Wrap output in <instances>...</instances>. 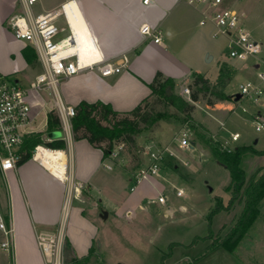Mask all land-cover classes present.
I'll return each instance as SVG.
<instances>
[{
  "label": "rangeland",
  "instance_id": "obj_1",
  "mask_svg": "<svg viewBox=\"0 0 264 264\" xmlns=\"http://www.w3.org/2000/svg\"><path fill=\"white\" fill-rule=\"evenodd\" d=\"M47 2L51 3L53 0ZM225 3L241 15V26L253 38L262 42L263 47L258 56L264 57V0H225ZM17 14H22V11L18 10ZM201 29L208 49L215 56L214 60L205 64L201 73L215 81L220 62L235 65L237 74L225 88V91L230 93V99L233 100L234 94L240 90L241 83L259 79L258 70L254 65L256 59L243 61L229 57L228 38L224 35L213 36L212 23L202 26ZM10 34L12 32L6 35L0 34V65L2 66L0 71L17 75L21 81L30 80L42 71V64L37 57L32 63L24 65L17 49L18 45L11 40ZM262 69L264 71V66ZM189 79H191L190 74L178 80L172 89L169 88L173 100L177 103H180L179 97L190 100V93L184 91V88L189 86ZM262 84L264 85V82ZM44 96L48 100L45 111L41 112L42 108L38 107L36 112L40 113L32 123V127L37 130L33 132H43L44 137L47 134L52 139L64 136L63 130H48L46 111L49 113L53 110L56 113V110L50 93L45 91ZM219 101L213 98L214 103L207 104L205 100L200 99L195 103L192 119L187 123L178 122L176 118L170 117L158 121L156 125L137 136L136 150L140 154L148 141H154L161 148H169V153L164 154L161 176L155 178L158 189L166 197L165 203L158 202L159 193L156 187L147 183V180L140 184L135 183L132 173L136 170L137 163L131 160L126 150L122 151L123 160L115 162L117 166L113 165L112 170H101L100 183L92 191L91 196L87 189H83L84 185L78 184L79 190L73 188V206L78 205L76 196H82L86 200L87 208L99 204L96 205L97 209L100 212L106 211L108 215L104 218L96 213L101 233L98 241H94L93 252L90 255L88 252L81 257L73 256L67 248L68 237H66L67 260L73 261L74 257H78L80 262L77 264H264V198L260 202V216L234 251L230 252L218 247L207 252L210 239H203L190 245L195 236H205L208 233V217L215 203L221 201L226 206L231 198L230 171L212 159L209 148L203 140L219 142L225 149L228 143L227 146L231 150L241 145H254L257 149H264V128L257 130L253 117L259 110L264 119V104L248 99H241L235 103L230 100ZM221 103L222 106H218ZM230 107L234 110L229 112ZM162 108L158 106V109ZM243 108H246V111ZM170 110L177 112L173 107H170ZM167 123L175 125V132L182 127L187 128L190 137L197 143L195 149L179 147L174 139V132L172 134L165 130ZM234 132L240 133L237 141L231 140ZM242 166L249 177L256 167L264 166V155H246ZM67 175H71V172L68 171ZM4 186V180L0 177V194L5 189ZM175 186L184 190L183 196L176 195ZM132 187L134 190H131ZM151 202L155 205L152 206ZM182 205L186 208L182 209ZM241 209L242 204H236L229 210L223 209L213 215L211 228L214 235L224 237ZM2 239L3 234L0 230V243ZM174 242L177 244L171 246ZM169 252L170 254L167 255ZM12 263L13 257L0 245V264Z\"/></svg>",
  "mask_w": 264,
  "mask_h": 264
},
{
  "label": "crops",
  "instance_id": "obj_2",
  "mask_svg": "<svg viewBox=\"0 0 264 264\" xmlns=\"http://www.w3.org/2000/svg\"><path fill=\"white\" fill-rule=\"evenodd\" d=\"M66 2L64 9L79 41L81 55L94 59L100 55L106 59L125 55L128 59L119 73L103 76L97 70H83L64 81L61 87L63 98L73 106L81 100H100L110 103L115 110L129 111L150 94L149 84L157 71L173 78L175 85L178 80L190 74V83L193 72L201 73L205 64L215 59L202 36L201 9L183 1L149 0L145 3L144 0H53L48 3L47 0H39L33 9L36 13L53 11ZM18 10L22 11L20 0H0V34L12 32L8 27L9 19ZM58 23L66 27L64 15L58 18ZM144 23L163 30L160 42L141 33L140 27ZM10 35L11 40L18 45L24 65H28L21 52L28 44L23 41L19 43L20 40ZM208 54L212 56L210 61L206 60ZM220 65L221 62L219 68ZM228 100L235 103L241 98L219 102ZM218 106H222V103ZM38 107L34 110L33 123L40 113L36 112ZM231 107L229 112L234 110ZM42 111H45V106ZM224 111L228 113L226 109ZM46 115L48 125V111ZM165 130L176 133L173 123L165 124ZM59 138L66 141L65 149L61 150L67 155L73 188L79 190L77 185L82 183L83 189H87L91 196L100 183L101 170L113 168L105 167L101 149L86 139L75 140L73 135ZM140 156L143 163L144 156ZM113 165L117 166L115 163ZM6 179L9 185L1 192L3 199L0 196V200L5 208L12 209L16 228V249L12 264H45L36 234L39 229H52L59 223L71 183L34 157L19 164L16 170L8 172ZM156 182L157 179L152 178L147 183L156 187L160 194ZM72 197L67 222V248L73 256L81 257L89 252L95 240L98 241L101 226L96 213L102 217V212L97 209L96 205L99 204L87 208L85 198L78 195V205L73 206ZM151 205L155 204L151 202ZM181 207L186 208L184 205Z\"/></svg>",
  "mask_w": 264,
  "mask_h": 264
},
{
  "label": "built area",
  "instance_id": "obj_3",
  "mask_svg": "<svg viewBox=\"0 0 264 264\" xmlns=\"http://www.w3.org/2000/svg\"><path fill=\"white\" fill-rule=\"evenodd\" d=\"M39 0H20L22 14H14L9 19V27L13 36L31 45L37 52L38 60L42 64V71L32 79L23 82L14 74H5L0 71V177L4 180V187H8L6 176L11 170H16L23 153L21 147L27 135L34 131L32 123L34 121L35 107L43 108L46 105L44 92L48 91L54 99V109L60 118L61 129L65 137L72 134V117L75 109L72 104L67 103L62 95L61 86L64 81L83 70H97L103 76H110L119 73L127 62V57L123 55L116 59H106L102 55L99 58L81 55L79 52V41L72 29L71 22L67 15L65 5L60 8L36 13L34 5ZM191 6L201 9L202 26L212 23L214 26L213 36L224 35L228 38L229 57L238 60H248L255 58L258 80H247L240 84L241 99L252 100L258 104H264V57L259 58L262 50V42L257 41L252 35L241 26V15L229 5L225 0H180ZM148 3L149 0H144ZM64 15L66 27L59 25L58 18ZM143 35L153 38L155 42H160L163 30L144 23L140 27ZM185 93H190L189 86L184 88ZM246 111V108H243ZM256 129L264 128L263 115L258 111L254 113ZM46 140L52 138L45 134ZM240 138L239 132L231 135L232 141ZM178 146L183 149H192V138L187 128L182 127L174 137ZM228 144V143H227ZM227 144L226 149H229ZM44 145H38L34 149V158L37 150ZM123 144L117 145L110 155L104 160L105 167L113 168L116 161H122ZM169 148H161L154 141H148L144 145V162L132 173V178L136 184L145 180L161 176V165L164 154ZM40 161V160H38ZM41 162V161H40ZM66 200L62 207V214L59 223L52 229H39L36 234L37 244L43 254L45 264H75L65 258V244L67 237V222L70 215V205L73 189V180ZM83 186L82 183L79 184ZM131 190H134L132 187ZM177 196H183L182 188L174 187ZM158 202L165 203L164 194H159ZM0 230L3 239L1 248L6 250L10 256H14L16 249V228L13 223L12 209L5 208L0 200Z\"/></svg>",
  "mask_w": 264,
  "mask_h": 264
},
{
  "label": "trees",
  "instance_id": "obj_4",
  "mask_svg": "<svg viewBox=\"0 0 264 264\" xmlns=\"http://www.w3.org/2000/svg\"><path fill=\"white\" fill-rule=\"evenodd\" d=\"M21 52L27 63H32L38 57L31 45L23 47ZM236 74L237 67L228 63L220 65L215 81L203 73L193 72L192 81L189 83L190 100L179 97L180 103L173 100V94L167 92L169 88L172 89L175 86L174 79L166 77L161 71L156 72L149 84L150 94L129 111L115 110L110 103L100 100L94 102L81 100L74 106L75 115L71 120L73 138L75 140L86 139L91 145L101 149L103 161L117 145L123 144L124 150L130 154L131 160L136 162L138 167L142 163L140 152L136 150L139 133L153 127L158 121L170 117L176 118L178 122L187 123L189 119H192L195 103L200 99L205 100L207 104L213 103V98L230 99L231 96L226 93L225 88ZM158 106L163 108L158 109ZM170 107L175 108L177 112L171 111ZM60 129V118L51 110L48 113V130ZM203 141L207 144L212 159L230 171L231 198L226 206L221 201L215 203L208 217V233L205 236H195L190 245L203 239H210L211 243L207 247V252L218 247L232 252L260 216V202L264 198V166L256 167L247 177L242 161L249 154L264 155V149H257L254 145H241L229 150L221 147L219 142ZM38 145L65 149L66 141L63 138L48 141L44 138L43 132H32L26 136L21 147L23 155L19 164L33 158L34 149ZM236 204H242V209L231 228L224 237L214 235L211 228L213 215L223 209L229 210ZM175 244L177 243L174 242L171 246ZM92 252L93 247L89 249L88 255ZM169 254L170 252L167 253ZM73 262L77 264L80 259L74 257Z\"/></svg>",
  "mask_w": 264,
  "mask_h": 264
},
{
  "label": "bare ground",
  "instance_id": "obj_5",
  "mask_svg": "<svg viewBox=\"0 0 264 264\" xmlns=\"http://www.w3.org/2000/svg\"><path fill=\"white\" fill-rule=\"evenodd\" d=\"M35 157L63 179H68L69 181L72 180L71 176L67 175V155L63 150L41 147L37 150Z\"/></svg>",
  "mask_w": 264,
  "mask_h": 264
},
{
  "label": "water",
  "instance_id": "obj_6",
  "mask_svg": "<svg viewBox=\"0 0 264 264\" xmlns=\"http://www.w3.org/2000/svg\"><path fill=\"white\" fill-rule=\"evenodd\" d=\"M212 59V56L210 54L207 55V58L206 60L207 61H210ZM168 94L171 93L170 89L167 90ZM236 100H239L241 98V94L240 93H237L236 96H235ZM195 146V141H192V147ZM247 182H248V179H247ZM108 213L106 211H103L102 212V216L105 218L107 217Z\"/></svg>",
  "mask_w": 264,
  "mask_h": 264
}]
</instances>
